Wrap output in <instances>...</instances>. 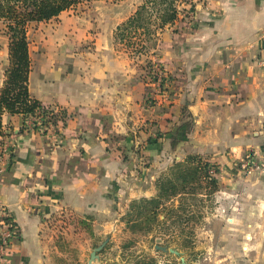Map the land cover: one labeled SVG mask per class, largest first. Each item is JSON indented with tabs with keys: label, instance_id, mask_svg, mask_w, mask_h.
Returning <instances> with one entry per match:
<instances>
[{
	"label": "crops",
	"instance_id": "1",
	"mask_svg": "<svg viewBox=\"0 0 264 264\" xmlns=\"http://www.w3.org/2000/svg\"><path fill=\"white\" fill-rule=\"evenodd\" d=\"M196 9L193 28L178 22L150 52L170 78L148 107L152 81L114 50L108 31L84 60L61 47L32 72L31 93L70 117L61 143L52 128L41 135L23 129L21 114L8 116L15 155L0 173V199L19 235L4 264H52L47 215L63 209L94 222L113 214L129 194L153 195L158 174L190 152L221 165L224 231L237 245L230 252L240 264H264V175L240 176L233 162L264 153V0H196Z\"/></svg>",
	"mask_w": 264,
	"mask_h": 264
},
{
	"label": "rangeland",
	"instance_id": "2",
	"mask_svg": "<svg viewBox=\"0 0 264 264\" xmlns=\"http://www.w3.org/2000/svg\"><path fill=\"white\" fill-rule=\"evenodd\" d=\"M142 2L143 0H94L65 10L58 17L32 25L29 29V50L32 61V70L28 79L29 90L32 72L33 76H36L41 68L40 62H44L52 55V51L60 53L59 49L62 47L66 55L69 54L76 60H84L83 55L97 51L96 38L106 31L110 33L109 37L114 44V50L125 53L124 55L138 66V72L142 75L141 66L147 64L148 60H152L153 63L158 62L151 59L149 55L151 50L154 52V47L163 40L160 34L162 32H158L157 36L154 35L153 38L144 40L140 44H138L139 39L135 37L130 44L127 39L121 40L116 37L117 26L134 14ZM52 39H54L53 42ZM8 65L9 39L0 22V89L4 85ZM161 70L162 74L159 77L165 78L167 82L169 75L164 68L161 67ZM151 81L153 85L146 99L147 107L154 104L158 98L157 95L160 96L166 92L160 87L161 81L157 84L154 78H150ZM52 105L58 113L59 123L51 124L52 127L47 126V129L52 128V133H56V127H63V119L68 120L70 113L67 111V114L61 117L60 105ZM8 116L7 113L3 116V128L7 132L12 131L7 128ZM34 119L35 117L28 119L29 127L27 128L35 130L33 122L37 120L39 127L36 130L41 135L51 136L49 132L46 133L42 121ZM60 128L61 132L62 128ZM1 139L0 145L6 143V136ZM187 145H182L179 150L186 149ZM189 155L194 156L189 160L193 162L192 164H201L207 168L211 165L210 173L206 170L208 175H202L193 181L189 179L191 193L165 201L160 206L158 220L154 223L149 224L141 218L144 220L142 229L133 227L131 223L127 224L128 210L132 209L131 202L134 199L156 196L157 180L161 176H171L170 168L176 161H173L166 171L159 173L154 179L153 195L131 197L129 194V197H126L127 200L122 198L116 203L113 214L106 213L94 222L92 217L87 219L85 215H78L69 210L63 211V209L47 215L46 234L48 236L46 238L52 243L51 246L55 245L58 248L59 252L52 253V264H87L90 252L107 237H109L108 242L93 264H135L139 260L148 264H240V253L234 255L230 252L234 248L232 245H236V242L231 243L224 231V225L229 220L228 203L221 195L225 187L221 165L206 154L198 152H190L179 161L186 162ZM254 161L260 164V168L252 166ZM233 162L240 176L247 177L253 173L264 175V153L260 155L254 151H247L236 157ZM87 222H90L88 229ZM146 224L150 225L149 230L146 229ZM156 244L174 247L180 254L157 249Z\"/></svg>",
	"mask_w": 264,
	"mask_h": 264
},
{
	"label": "trees",
	"instance_id": "3",
	"mask_svg": "<svg viewBox=\"0 0 264 264\" xmlns=\"http://www.w3.org/2000/svg\"><path fill=\"white\" fill-rule=\"evenodd\" d=\"M91 1L94 0H0V22L9 39V65L6 68L4 85L0 89V142H2V137L12 135V131L7 132L3 128V116L6 113L10 118L21 114L25 121L23 129L29 127L27 121L30 117L40 119L42 125L45 126L46 133L48 132L47 126L49 127L51 123L56 125L59 123L55 106L43 103L29 90L28 79L32 70L29 29L34 24L58 17L65 10ZM196 12V0H143L135 13L117 26L116 37L121 40L127 39L129 44L133 43L135 37V39H139L138 44H140L144 40L153 38L154 35L157 36L158 32H162L160 34L163 38L166 30L172 27H174L172 35H176L178 27L175 25L178 22L190 23L193 28V17ZM153 65V61L148 60L147 64L141 66L143 71L140 76L147 83L148 77L157 78ZM165 81V78H162L160 83L162 90L167 89ZM185 110L186 107L183 111ZM61 111V117H64L68 110L60 106ZM63 120L65 127L67 120L65 118ZM36 121L33 122L35 131L39 127ZM56 133L61 135L62 143L64 135L57 127ZM151 140L148 138L147 142ZM8 155L7 168H11L15 155L12 146L8 149ZM192 157L194 156L189 155L186 162L176 161L170 168L172 175L161 176L157 180L158 192L156 196L132 200V209L128 210L127 224L131 223L133 227L142 229L144 220L149 224L158 220V211L161 210L160 206L165 201L185 193H191L189 179L193 181L202 175L206 176L208 175L206 170L209 172L211 169V165L207 168L201 164H192L193 162L189 161L193 159ZM86 217L87 219L91 218L90 215H86ZM86 224L87 229L90 228V222ZM149 228L150 225L146 224V229L149 230ZM135 264L148 263L139 260Z\"/></svg>",
	"mask_w": 264,
	"mask_h": 264
},
{
	"label": "built area",
	"instance_id": "4",
	"mask_svg": "<svg viewBox=\"0 0 264 264\" xmlns=\"http://www.w3.org/2000/svg\"><path fill=\"white\" fill-rule=\"evenodd\" d=\"M161 64L159 62H155L153 68L156 72L157 78H155V82L161 81L162 74ZM35 120V119H34ZM10 145L7 143H2L0 145V173H3L7 170V162H8V149ZM252 166L256 168H260V164L254 161ZM19 234V227L13 220V218L9 215L6 206L0 199V264H4V256L7 252L8 246L13 238H15Z\"/></svg>",
	"mask_w": 264,
	"mask_h": 264
},
{
	"label": "water",
	"instance_id": "5",
	"mask_svg": "<svg viewBox=\"0 0 264 264\" xmlns=\"http://www.w3.org/2000/svg\"><path fill=\"white\" fill-rule=\"evenodd\" d=\"M108 240H109V237H107L105 240H103L101 243H99L97 246L93 248V250L90 252V257L87 261V264H93L94 261L99 258V252L105 247ZM155 247L165 252L169 251V252H173L176 254H180L179 250H177L174 247H170L168 245L156 244Z\"/></svg>",
	"mask_w": 264,
	"mask_h": 264
}]
</instances>
